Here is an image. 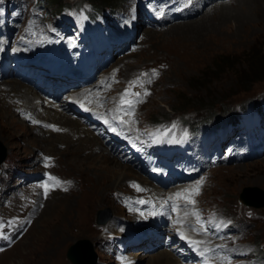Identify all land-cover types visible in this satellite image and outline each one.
I'll return each mask as SVG.
<instances>
[{"label": "rangeland", "instance_id": "obj_1", "mask_svg": "<svg viewBox=\"0 0 264 264\" xmlns=\"http://www.w3.org/2000/svg\"><path fill=\"white\" fill-rule=\"evenodd\" d=\"M58 1L61 5L68 6V20L84 17L89 10L86 3L91 2ZM117 1L120 2L108 5L124 9L118 10L115 15L120 19L117 26L127 25L131 15L127 9L134 10L140 3L151 22L141 27L137 35L140 42L132 49H123L112 57L106 55L98 61L99 67L92 85L102 94H105L106 89L111 93H123L130 82L139 79L142 87H134L131 91L140 92L142 102L136 103L132 110L138 109L144 125L175 120L173 118L189 120L220 114L226 116L244 104L258 101L259 97L264 96V80L245 88L238 84L234 70L226 68L215 71L214 66L217 58L226 56L237 57L243 62L246 60L242 56L244 52L255 43L264 44V0H215L212 1L214 4L206 5L201 12L196 5L191 6L197 0H182L183 7H189L190 11L196 9L199 13L189 15L186 20L174 24H170L167 17V11L171 8L159 0L156 3L152 0ZM22 2L29 3L30 0ZM92 4L97 6L95 2ZM46 7L52 14L59 13L48 3ZM97 9L104 13L103 8ZM54 23L53 29L56 30L58 26ZM58 36L61 45L53 47L54 54L60 57L61 53L67 51V60L74 61L79 49H69L75 44L72 33L59 29ZM45 50L39 48L38 52L44 53ZM5 61L7 66V60ZM207 69L210 71L207 74L209 76L202 78V73ZM153 71L156 72L154 77ZM142 73L147 75L141 76ZM4 80L22 86L26 83L15 76L2 78ZM1 91L4 92L5 87L0 86ZM145 91L148 95H143ZM70 94H92L93 98H97L94 90L87 85L84 88L70 87L56 97L55 101H51L56 106L61 101L66 104ZM12 98L13 95L10 94L2 106L7 107L11 103V109L0 108V142L7 150L6 159L0 166V217H11L13 214L14 222L11 226L8 223L11 220L0 223V235L5 236L0 237V264H71L66 259L67 250L80 240H87L92 245L97 264H119L114 259L115 255L108 252L111 250L115 253L116 249L106 231L117 235L113 221H129L132 217L119 207L115 195L126 192L128 182L138 181L145 186L148 181L137 168L128 165L131 174L123 187L116 190L118 187L113 186L111 181L115 175L111 178L104 170L105 167L113 166L108 160L109 156L105 155L107 160L100 159L105 153H110L106 147L102 145L103 151H99L95 150L97 142L89 147V144L81 146L74 142L64 143L61 139L51 142L49 134L67 136V132L52 133L42 129L43 127L38 126L42 122L51 124L48 116L39 117L37 115L42 113L41 109V112L32 111L22 106L24 102L18 99L11 101ZM0 99H4L2 95ZM93 107L100 109L98 100ZM23 110L29 114L27 120L21 115ZM56 110H61L63 115L79 122L83 129L93 127L83 116L73 113L69 105L65 109L57 107ZM99 111L102 116L111 114L104 109ZM132 115L131 113L129 116ZM221 127L222 130L225 129L224 123ZM72 139L76 140L77 137ZM86 142L91 143L93 140ZM214 146L215 141L209 140L204 147L209 166L202 171L204 180L197 181L194 188L199 185L198 204L207 213V219L232 220L233 228L222 230L223 234L220 236L223 239H216L211 248L218 244L222 247L220 251L227 250L232 245L231 237L234 236V239L239 240L238 243L247 244L249 249L250 257L245 264H264V207L251 208L241 200L242 196L249 194L246 191L250 188L264 191V156L250 162L224 163V158L232 156L231 144L229 141L223 144L218 158V152L213 153ZM93 150V154L89 153ZM42 170H48L49 174L56 176L59 185L54 192L57 193L55 196L49 194L46 199L49 204L43 200L30 203L27 212L42 211L44 215L36 220L32 216L33 220L24 221L26 211L23 205L17 207L22 203L21 197L13 198L12 195L24 188L20 183V174H33ZM251 199V202L256 203L254 197ZM12 202L17 204L16 207L12 206ZM259 203L260 201L254 205ZM108 217L111 219L103 225ZM237 235L241 239H237ZM3 248L6 249L1 250ZM203 251L207 250L203 249L202 254ZM253 251L258 254L262 252L263 256L253 257ZM211 253L204 252L206 255ZM128 255L131 264H156V260L152 261L151 258H160L159 255L172 259V264H178L170 253L161 249L143 254L130 252ZM88 263L89 260L84 261V264Z\"/></svg>", "mask_w": 264, "mask_h": 264}, {"label": "bare ground", "instance_id": "obj_2", "mask_svg": "<svg viewBox=\"0 0 264 264\" xmlns=\"http://www.w3.org/2000/svg\"><path fill=\"white\" fill-rule=\"evenodd\" d=\"M202 10H203V8L201 9V11ZM35 63L43 64L42 63V59H40V58L37 59V61H35ZM5 64H6L5 60H1L0 61V73H4V72H6L8 70V65L6 66ZM52 65L57 66L56 63H52ZM8 82H10V81L4 80V81L0 82V86L1 87H5V91L4 92H2V91L0 92V95H2L3 98H4V99H0V104H2V105H0L1 110H6V109L8 110V109L12 108L11 107V103L9 105H7V107H2L5 104V103L3 104V102L8 100V97L10 96V94H12L13 98L10 99L11 101L13 99H16V100L18 99V101L24 102L23 103L24 105H22L23 107L30 108V110L35 111V112L38 111V110L40 111V109H41L42 113L41 114L39 113V115H38L39 117L48 116L49 121H50L51 124L58 125L60 129H66L65 132H67V133H65V134L67 136L60 135V134H49L48 137H49V139H51L50 140L51 142H53L54 140H57V139H61V140L64 141V143H68V144L71 143V142H74V143H76V145L79 144L81 146L82 145L86 146L87 144H89L88 147L90 145H92L93 143L97 142L95 150H99V151L102 150L103 151V149H102V147H103L102 145L103 144H102L101 140H97L95 138V136H93L91 134V132H89L88 129H83V127L80 125L79 122H76L75 120L69 119L68 117H66L65 115H63L60 112L61 110L60 111L56 110L57 107H59L61 109L62 108L65 109L68 106L67 104H65V103H63L61 101V102H59L60 104L57 103V106H55V109H52L51 105L48 102L44 101L42 98L37 96L36 93L34 91H32L30 88H27L26 86H22L21 84H16L15 82H12V83L11 82L8 83ZM6 87H7V89H6ZM37 113H36V115H37ZM72 137H77V139L73 140ZM66 140H67V142H65ZM86 140H88V141L93 140V142L87 143ZM98 141H100L101 144ZM80 142H82V143H80ZM95 150H93L92 152H89V153L93 154V152ZM110 153L109 154H108V152L105 153L104 155H102L100 157V159L101 160H104V159L107 160V157L105 155L109 156L108 160L111 161L113 166L112 167H105L104 170L106 172H108L109 175H111V178H113V175H115V177L111 181L113 183V186L118 187L116 189V190H118V189H121L123 187L125 180H127V178L129 177V174H131V172H130L131 168H130V166L128 167V165H121L122 163L119 162L117 157L115 155H114L115 157L112 156L113 154L111 153L112 154L111 155ZM87 158H89V157H87ZM55 193H57V192H51L50 195L54 194V196H55ZM248 193L249 194H245V196L242 197V200L245 203H252L253 205L256 204L254 202H251L252 201V199H251L252 197H254V198L255 197H259L258 200H260V198L264 199L262 196H260L261 194L258 191H253V192H248ZM40 202H42V201H40ZM49 203L50 202H47V204H49ZM43 215H44V213L42 211L41 212L32 211V216L35 217V220L37 218L39 219ZM110 219L111 218L108 217L105 220V222L103 223V225H105ZM186 241H188V240L184 238V242H186ZM159 256H160V258H158V257L154 258L153 257V258H151V260L152 261L156 260V264H172L174 262L172 259H169L168 257L161 256V255H159ZM86 260H87V258H83V261H86Z\"/></svg>", "mask_w": 264, "mask_h": 264}, {"label": "trees", "instance_id": "obj_3", "mask_svg": "<svg viewBox=\"0 0 264 264\" xmlns=\"http://www.w3.org/2000/svg\"><path fill=\"white\" fill-rule=\"evenodd\" d=\"M95 2L100 8H107L108 5L119 3L117 0H90ZM54 9L59 12L65 5H61L58 0H46ZM246 60L239 61L237 57H220L214 62L215 71L230 68L234 70L237 82L240 86L247 88V85L255 84L264 80V44L255 43L247 52L242 54ZM238 69H237V68ZM209 69L203 72L201 77L207 76ZM209 76V75H208ZM207 76V77H208ZM187 110V109H186Z\"/></svg>", "mask_w": 264, "mask_h": 264}, {"label": "snow or ice", "instance_id": "obj_4", "mask_svg": "<svg viewBox=\"0 0 264 264\" xmlns=\"http://www.w3.org/2000/svg\"><path fill=\"white\" fill-rule=\"evenodd\" d=\"M147 75L145 73H142L141 76ZM156 75V72L153 71L152 76L154 77ZM150 82V81H149ZM134 87H142V83L139 79H137L136 81H132L129 84V87L125 89V91L123 93L120 94L119 96V100H118V104H117V112H125L128 115H131V110L134 108L136 103H140L142 102V100H140V96L141 93L140 92H132L131 89ZM143 95H148V93L145 91L143 93ZM127 106V107H125ZM35 123V121H33ZM123 123V121H121ZM51 127V126H48ZM53 130L59 131V129H55L53 128ZM46 166H49L48 163H46ZM48 180L51 182V184L49 183H45L43 185H39V187H42L44 189V195L45 197H47L48 192L50 190V188H54L56 186L59 185V181L55 180V178L53 177H49ZM137 191H142V189H140L138 186H135ZM198 189H199V185H197L195 188H193L190 191H186L184 193H176L174 197H169L170 200L173 199H185L187 203L189 204H194V200L191 199L192 196L197 195L198 194ZM139 203H144L143 201H140ZM173 210H176V206L173 205ZM188 213L186 212L185 215H187ZM193 215L196 216V222L197 224L200 225V232L204 231L203 225L201 224L200 220H199V216L195 213H193ZM9 226H11L12 223H14L13 221H9ZM177 223H179V221H177ZM192 231H197V229L193 228ZM181 239H184V234L181 232L180 233ZM190 244H192L193 246L198 245L199 243H202L200 241H195V240H190L189 241Z\"/></svg>", "mask_w": 264, "mask_h": 264}, {"label": "water", "instance_id": "obj_5", "mask_svg": "<svg viewBox=\"0 0 264 264\" xmlns=\"http://www.w3.org/2000/svg\"><path fill=\"white\" fill-rule=\"evenodd\" d=\"M6 156H7V150L0 142V165L5 161ZM253 191H258L261 194L260 196L264 198V191L260 189L250 188L246 192H253ZM258 198L259 197H255L254 199H256V203L260 201L259 205H253L252 203H245V202L243 203L247 206L254 207L256 209L263 208L264 199L260 198V200H258ZM83 258H87V260H89L88 264H96L97 259L93 252L92 245L87 240L78 241L74 245L70 246L66 253V259L71 264H84Z\"/></svg>", "mask_w": 264, "mask_h": 264}]
</instances>
